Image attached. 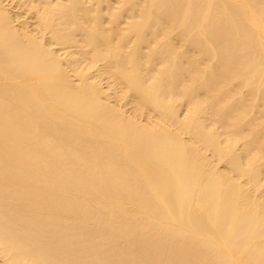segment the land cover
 I'll list each match as a JSON object with an SVG mask.
<instances>
[{"label": "bare ground", "instance_id": "1", "mask_svg": "<svg viewBox=\"0 0 264 264\" xmlns=\"http://www.w3.org/2000/svg\"><path fill=\"white\" fill-rule=\"evenodd\" d=\"M0 264H264V0H0Z\"/></svg>", "mask_w": 264, "mask_h": 264}]
</instances>
